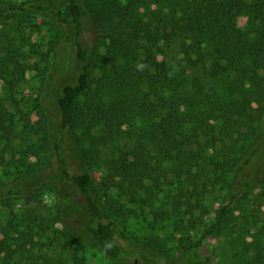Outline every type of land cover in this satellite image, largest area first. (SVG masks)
<instances>
[{
    "label": "trees",
    "instance_id": "1",
    "mask_svg": "<svg viewBox=\"0 0 264 264\" xmlns=\"http://www.w3.org/2000/svg\"><path fill=\"white\" fill-rule=\"evenodd\" d=\"M29 12L62 24L74 46L75 83L45 93L43 126L31 129L42 133L41 150L75 189L93 246L115 261L188 264L213 238L224 242L221 264H264V176L250 195L237 175L264 137V0H66L62 11L48 0L4 3L0 141L14 133L5 104L17 105ZM239 17L246 18L243 28ZM87 28L90 44L83 40ZM173 45L182 55L175 70L159 59ZM91 170L150 203L166 193L178 254L129 234L107 198L108 184L96 186ZM7 193L17 197L22 190ZM11 231H0L1 264H22L15 255L39 264L25 257L32 237ZM43 264L83 262L44 257Z\"/></svg>",
    "mask_w": 264,
    "mask_h": 264
},
{
    "label": "rangeland",
    "instance_id": "2",
    "mask_svg": "<svg viewBox=\"0 0 264 264\" xmlns=\"http://www.w3.org/2000/svg\"><path fill=\"white\" fill-rule=\"evenodd\" d=\"M31 1L0 0V8L6 2L19 5ZM48 2L53 9L60 11L64 10L66 4V0ZM28 14L22 25L25 45L22 47L21 63L25 74L15 95L17 105L5 104L13 120L14 133L0 141V154L4 158L0 164V231L12 230L10 234L15 237L18 236L13 232L15 229L21 236L32 237L34 243L27 247L25 257L32 256L39 264H43L44 257L70 263L78 258L83 264H134L110 260L93 246L84 230L86 217L75 189L61 180L55 158L41 150L42 133L35 134L31 129V126H43L42 107L48 105L45 93L49 90L58 92L65 85L74 84L80 71L74 60V46L67 39L64 26L45 13ZM237 24L245 27L246 18L239 17ZM83 40L88 44L93 40V33L88 28ZM165 51V55L159 56V59L164 58L175 70L182 55L175 45ZM2 97L4 83L0 81ZM51 115L57 120L55 112ZM255 150L237 170L239 180L248 184L246 190L250 195L258 192L257 183L264 176V137ZM88 172L96 186L108 184L107 198L114 202L118 219L129 234L142 243L160 244L178 254L180 235L170 214L169 200L163 197L166 193L157 195L156 200L150 203L142 193L135 197L126 189L116 187L104 178L102 171ZM10 187L21 188V195H9L7 190ZM163 188L168 191L166 187ZM170 192L175 194L176 191L170 189ZM219 194L221 192L211 199L212 203L218 201ZM247 207L251 208L249 205ZM235 215L238 216V212ZM200 234L198 231L191 237L196 240ZM14 258L22 264H29L18 255ZM189 259L188 264H221L226 259L224 242L208 238Z\"/></svg>",
    "mask_w": 264,
    "mask_h": 264
}]
</instances>
